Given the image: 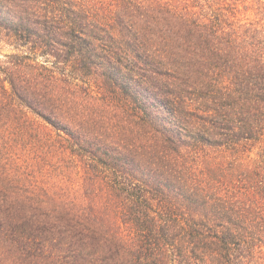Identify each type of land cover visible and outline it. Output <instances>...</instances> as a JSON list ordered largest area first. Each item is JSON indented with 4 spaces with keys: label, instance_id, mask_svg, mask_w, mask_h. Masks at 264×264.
<instances>
[{
    "label": "trees",
    "instance_id": "obj_1",
    "mask_svg": "<svg viewBox=\"0 0 264 264\" xmlns=\"http://www.w3.org/2000/svg\"><path fill=\"white\" fill-rule=\"evenodd\" d=\"M226 0H0V264H264V22Z\"/></svg>",
    "mask_w": 264,
    "mask_h": 264
},
{
    "label": "rangeland",
    "instance_id": "obj_2",
    "mask_svg": "<svg viewBox=\"0 0 264 264\" xmlns=\"http://www.w3.org/2000/svg\"><path fill=\"white\" fill-rule=\"evenodd\" d=\"M229 5L235 7L236 18L242 22L261 20L264 22V0H226ZM10 49L0 50V60L9 53Z\"/></svg>",
    "mask_w": 264,
    "mask_h": 264
}]
</instances>
